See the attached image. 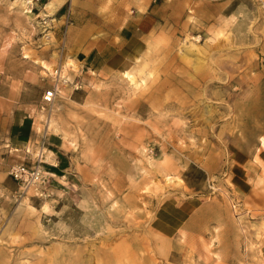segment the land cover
<instances>
[{
  "label": "rangeland",
  "instance_id": "1",
  "mask_svg": "<svg viewBox=\"0 0 264 264\" xmlns=\"http://www.w3.org/2000/svg\"><path fill=\"white\" fill-rule=\"evenodd\" d=\"M166 1L139 58L92 78L40 62L53 22L0 0V96L46 132L48 179L8 173L36 144L0 149V264H264V0ZM59 65L78 87L45 105Z\"/></svg>",
  "mask_w": 264,
  "mask_h": 264
},
{
  "label": "crops",
  "instance_id": "2",
  "mask_svg": "<svg viewBox=\"0 0 264 264\" xmlns=\"http://www.w3.org/2000/svg\"><path fill=\"white\" fill-rule=\"evenodd\" d=\"M159 4L171 6L166 0H42L41 12L54 18L51 33L59 55L41 53L38 59L60 64L65 52V58L78 63L80 71L95 74L92 78L127 68L143 53L149 33L157 27ZM67 7L70 23L64 14ZM23 111L9 97L0 96V149L13 142H17L15 147L31 145V116ZM23 129L27 130L24 134Z\"/></svg>",
  "mask_w": 264,
  "mask_h": 264
},
{
  "label": "built area",
  "instance_id": "3",
  "mask_svg": "<svg viewBox=\"0 0 264 264\" xmlns=\"http://www.w3.org/2000/svg\"><path fill=\"white\" fill-rule=\"evenodd\" d=\"M22 4L23 12L26 14H34L36 18L40 20L45 29H50L53 22V17L41 12L40 4L42 0H20ZM66 22H69L70 9L67 7L65 11ZM47 74L51 77V83L43 90L41 99L45 105H49L54 99L62 92L63 89L70 85L74 88L78 87V82L74 83L68 76L61 74V66H56L52 70H47ZM46 132L40 133L39 138H36L33 143L36 144V152L34 153V163L28 165L24 161L16 162L12 164L8 173L23 189L34 188L39 194L42 192V188L48 183L44 171L42 169L41 162L43 161L44 149H45ZM30 145L25 146V152L30 153ZM17 150V148H14Z\"/></svg>",
  "mask_w": 264,
  "mask_h": 264
},
{
  "label": "bare ground",
  "instance_id": "4",
  "mask_svg": "<svg viewBox=\"0 0 264 264\" xmlns=\"http://www.w3.org/2000/svg\"><path fill=\"white\" fill-rule=\"evenodd\" d=\"M49 4H51V3H49ZM123 75H124V77L128 78V80L135 82L134 75L131 72H128L127 70H124L123 71ZM52 124H53V120L51 118H48L47 119V125H48V127L51 126ZM262 144L264 145V140L262 141Z\"/></svg>",
  "mask_w": 264,
  "mask_h": 264
},
{
  "label": "trees",
  "instance_id": "5",
  "mask_svg": "<svg viewBox=\"0 0 264 264\" xmlns=\"http://www.w3.org/2000/svg\"><path fill=\"white\" fill-rule=\"evenodd\" d=\"M51 169H54V168H51Z\"/></svg>",
  "mask_w": 264,
  "mask_h": 264
}]
</instances>
